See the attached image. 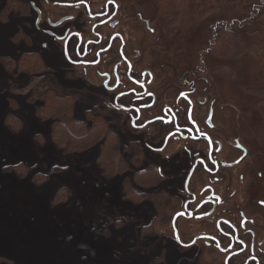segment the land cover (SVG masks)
<instances>
[{
    "label": "flooded vegetation",
    "instance_id": "1",
    "mask_svg": "<svg viewBox=\"0 0 264 264\" xmlns=\"http://www.w3.org/2000/svg\"><path fill=\"white\" fill-rule=\"evenodd\" d=\"M17 1L25 53L41 56L51 73L41 93L86 102L118 138L107 152L119 167L102 177L119 179V206L136 215L131 229L120 210L124 230H167L159 242L196 264H264V131L224 126L217 85L204 67L165 60L172 47L162 31L170 34L145 17L142 0ZM163 185L168 192L147 193Z\"/></svg>",
    "mask_w": 264,
    "mask_h": 264
},
{
    "label": "rangeland",
    "instance_id": "2",
    "mask_svg": "<svg viewBox=\"0 0 264 264\" xmlns=\"http://www.w3.org/2000/svg\"><path fill=\"white\" fill-rule=\"evenodd\" d=\"M259 1L181 0L179 14L174 17L163 0H142L145 17L157 26L162 22L170 34L162 31L172 47L165 60L181 70L204 67L202 76L209 85H217L225 110L224 126L230 123L229 130H260L263 126L258 104L264 101V20L253 26L252 34L243 35L242 56L220 57L215 53L220 50L218 44L212 53H203L211 51L220 24L245 18V7L253 4L255 8ZM18 2L0 0V57L12 61L30 50L27 30L18 22L19 9L25 6ZM198 4L200 10L192 11ZM46 62L50 68L55 66L51 59ZM11 65V73L0 65V264H149L156 258L154 264H173L174 258L177 262L178 258L188 262L190 258V264H196L195 256L186 259L179 256L174 244L159 242L156 235L167 230H124V214L128 213L130 225L136 215L119 206L124 204L119 179L104 181L96 163L99 147L65 154L52 141L51 121H45L49 115L39 110L45 94L39 82L50 88L51 73L31 75ZM225 65L233 68V76L218 72ZM86 105L76 106L71 119L83 118ZM11 115L20 122L7 120L14 132L5 125V117ZM19 163L26 166V176L3 170ZM53 167L58 169L51 170ZM37 173L49 177L38 184L29 178ZM62 188L67 189V197L54 205V195ZM156 190L168 192V187H151L147 193ZM134 225L131 229L137 227Z\"/></svg>",
    "mask_w": 264,
    "mask_h": 264
},
{
    "label": "trees",
    "instance_id": "3",
    "mask_svg": "<svg viewBox=\"0 0 264 264\" xmlns=\"http://www.w3.org/2000/svg\"><path fill=\"white\" fill-rule=\"evenodd\" d=\"M7 3L8 2H6V4ZM163 5L165 6L166 11L171 12L174 14V17H177L181 7V0H163ZM254 6L255 8L253 7V4H249L245 7V18L235 19L220 24L221 30L220 33L218 32V39L215 41L214 45H211L210 53L215 50L214 47L218 44L221 47L220 50H215V53L220 57H232L234 59L243 55V35L252 34L254 31L252 30L253 26L257 23H263L264 20V0H260L259 3ZM5 7L6 5H4V8ZM194 10L196 12L199 11L200 5H193L192 11ZM257 31H259V28ZM39 58V55L36 53H24L23 56H19V58H16L13 61L10 57H0V65L4 71H9L11 73V63H14L18 70L22 71L21 69H25L27 70L25 72L28 74L38 75L44 73L46 70ZM222 67L223 68H220L218 71L220 74L234 75L233 68L226 65ZM41 97L42 106L39 110L40 112L45 111V113L49 115L46 116L47 118L45 121H51L52 141L58 148L64 149L65 154H77L85 153L97 146H100L101 152L98 157L97 164L99 169L102 170V173L104 175H109L113 173L117 167H119L116 163H111L109 161L107 152L110 148H117L118 138L113 133L108 131V124L103 118L95 116L93 112L85 111L83 118L71 119V117L75 114L76 107L72 98L57 97L52 92L42 94ZM258 105L260 106V112L264 115V101ZM35 116L40 119L38 113ZM5 118V125L8 123L10 126V123L7 120H11L12 124V120L16 121L14 115L9 116L8 119L7 117ZM16 123H20L18 119ZM9 126L6 125L10 131L12 130L14 132V126L12 125L11 128ZM260 131H264V121ZM53 169L57 170L58 168L53 167L51 170ZM3 170L14 172L16 175L21 177L28 174L26 166L23 163L12 166H4ZM48 177V174L37 173L30 175L29 178L39 184L46 181ZM66 190L67 189L62 188L55 193L53 198L54 205H59L66 199Z\"/></svg>",
    "mask_w": 264,
    "mask_h": 264
}]
</instances>
